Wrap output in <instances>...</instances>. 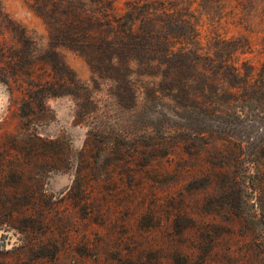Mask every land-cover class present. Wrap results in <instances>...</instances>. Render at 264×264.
<instances>
[{
  "label": "rangeland",
  "instance_id": "1",
  "mask_svg": "<svg viewBox=\"0 0 264 264\" xmlns=\"http://www.w3.org/2000/svg\"><path fill=\"white\" fill-rule=\"evenodd\" d=\"M159 1L214 65L264 60V0ZM46 9L0 0V264H264V94L158 146L137 67L86 61Z\"/></svg>",
  "mask_w": 264,
  "mask_h": 264
},
{
  "label": "trees",
  "instance_id": "2",
  "mask_svg": "<svg viewBox=\"0 0 264 264\" xmlns=\"http://www.w3.org/2000/svg\"><path fill=\"white\" fill-rule=\"evenodd\" d=\"M38 1L49 14L64 19L61 35L86 61L91 63L96 53L110 66L137 67L127 77L145 83L141 88L155 104L156 115L168 116L158 125V146L170 139L179 146L183 136L206 132L203 119L238 116L237 92L264 94V60L242 74L227 59L214 65L209 52L197 47V33L188 18L159 0Z\"/></svg>",
  "mask_w": 264,
  "mask_h": 264
}]
</instances>
